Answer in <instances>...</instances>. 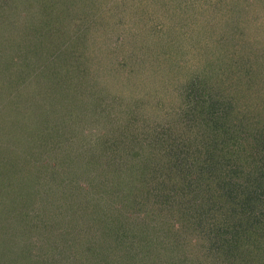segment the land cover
Returning a JSON list of instances; mask_svg holds the SVG:
<instances>
[{"label": "trees", "instance_id": "1", "mask_svg": "<svg viewBox=\"0 0 264 264\" xmlns=\"http://www.w3.org/2000/svg\"><path fill=\"white\" fill-rule=\"evenodd\" d=\"M79 1L82 2L56 0L49 11H45L47 6L41 3L34 27L46 24L55 29V24L59 23L60 29L65 31H61L63 40L68 33V19L73 16L70 6L78 11L75 4ZM233 2L239 3L238 0H231ZM251 2H255V9L257 1ZM25 3L26 0H0V32H11L14 13L18 7L24 9ZM235 10L232 6V11ZM83 11L87 13L86 8ZM237 12L239 17L248 19L240 10ZM221 17L232 18L228 14ZM234 23V28H241V31L236 33L235 39L230 38L227 48L217 46L216 54L213 50L210 52V49L201 48L203 53L197 59L204 62L205 72L200 73L197 65L196 71L202 79H198L196 71L188 73L189 63L173 58L168 45L169 50L166 47V50H160L166 52L165 61L171 64L168 66L163 61L166 69L144 67L143 63L149 62L144 57L154 53L148 47L141 49L138 57L130 52L122 58V67L127 68V74L117 73L116 78L124 82V91L129 90L130 96L135 93L133 90L136 87H128L127 81L147 80L148 76L144 74L150 70L153 71L152 76L156 75L154 71H161L157 74L164 78L168 77L167 73H182L184 79L193 75L190 84H197L193 82V78L197 77L203 90L193 96L198 103L194 104L193 110L187 108L180 112L178 126L175 123L168 124L169 127L164 125L161 133L155 132L157 138L153 144L143 141L142 144L152 147L153 151L156 146L159 147L152 153L144 152V159L152 156L164 165L165 170L171 162L177 168L170 174V182L167 178L164 186L158 182L149 187V204L147 206L145 201H141L139 209L135 207L137 201L135 203L134 199L141 193L140 187H134L129 175L137 176L143 168L139 172H136L138 167L131 172H128L130 169L125 170L126 163L118 154L127 146L124 136L117 133L113 137L117 139L121 135L120 144L112 137V143L106 145L98 136L92 142L84 140L86 134L82 135L81 130L71 138L69 130H76L80 118L74 121L72 112L71 116L65 113L64 116L54 117L53 112L48 113V108L41 110L40 98L43 94L48 95L49 91L54 92L55 88L57 96H60L61 83L56 86L48 81L41 86V81L48 77L46 72L51 71H43L40 63L28 62L31 55H39L38 51H32L30 55V45L23 50L22 46H12L0 36V264H65L62 261L65 252L69 253L71 260L74 258L76 261L80 257L83 264H111L109 256L118 259V264H204L202 256L209 260L208 264H264V49L261 50L258 44L261 39L258 41L259 38H256L260 32L258 29L262 28L259 26L248 34L242 31L245 28L241 25L237 26L240 22ZM80 34L82 37L85 33ZM118 35L115 34L113 42L117 46L115 50L121 55L126 53L127 48L121 44L124 38H118ZM92 41L98 40L94 38ZM217 43L220 45V42ZM110 44L111 39H108L104 49L91 50V45L82 48L84 52L78 60L88 68L91 76L97 71L95 67L108 59L111 49L106 46ZM34 57L40 61L45 59L43 54ZM58 66L54 62V69ZM136 67L144 78L135 77ZM29 74L32 79L25 80L24 77ZM61 74L58 81H62ZM98 76L94 75L95 78ZM153 78H148L143 88L146 89L147 84L151 88L154 84L155 88L159 86L162 90L161 78ZM26 81L35 86L31 89ZM73 96L70 94L67 97L76 101ZM75 106L69 103L68 108L71 111ZM50 108L53 109V106L50 105ZM177 109V112L180 111L181 106ZM171 110L169 107L168 123L172 121ZM98 115L96 112V122L102 119ZM216 119L220 120L219 123L215 122ZM67 120L68 130L64 126ZM203 131L206 137L202 136ZM186 133L191 135L193 142L200 139L195 142L194 151L184 137ZM194 133L198 138L193 136ZM130 135L133 139L134 135ZM52 137L61 138L52 146L51 142H47ZM125 139H130V136ZM165 142L175 143L178 147L176 145L173 150L165 148ZM58 145H66L73 152L72 156L66 154L64 157L62 150L57 152L54 148ZM161 145L168 156L161 153ZM93 150L109 157L96 160L98 155L90 156ZM127 152L129 154H125L130 157L129 149ZM51 162H60L63 166L57 168ZM78 172L88 175L89 181L85 185L84 181L82 184L77 182ZM176 175L181 178L180 185L174 181ZM92 187L101 190L97 198L88 197L86 201L85 190ZM78 188H83L84 193L77 191ZM175 188L179 191L173 192ZM105 196L109 199L107 203L111 210L98 211L100 216L94 224L99 223L101 230L96 237L95 225L80 222V214L88 210L86 204L91 201L98 203ZM124 196L127 205L121 207L120 204L117 208L115 205L122 202ZM65 198L68 204L66 210L63 206ZM49 199H59L63 203L51 207L46 204ZM154 202L156 207L153 208ZM36 208L44 213H39ZM32 217L35 219L30 222ZM40 228L44 229L42 235H39L40 231H34ZM195 257H200L198 262H193Z\"/></svg>", "mask_w": 264, "mask_h": 264}, {"label": "rangeland", "instance_id": "2", "mask_svg": "<svg viewBox=\"0 0 264 264\" xmlns=\"http://www.w3.org/2000/svg\"><path fill=\"white\" fill-rule=\"evenodd\" d=\"M251 1L252 0H238L239 3L234 4V2L231 3V0H82V2L79 1L77 4H75L78 6V11H76L74 7L70 6V14L73 16L68 19V33L67 36H65V38L62 40V30L60 29L59 23L55 24V29H52L46 24H44V26L40 25L39 27H34L36 23L35 21H37L39 18L37 12L41 10V3H44V5L47 6L44 8L45 11H49L51 10V4L56 2V0H26L24 9L18 7L17 12L14 13L15 17L13 18L14 23L11 25V32L1 31L0 36L1 39L6 38L8 43L12 46H22L23 50L25 49L23 47L30 45L28 49L30 50V55L32 51H38L39 55H31V57H28V62H33L36 64L40 63L44 68L42 69L43 71H51V73L45 71L48 77L41 81V86L48 81L54 82L57 84L56 86L61 83L60 96H57V88H55L54 92L49 91L48 95L44 96L43 94V97L40 98V104L42 103L41 110L48 108V113L53 112L55 114L54 117L57 115L64 116L65 113H70L71 116L72 112L73 115H75L74 121H79L80 118L81 120L79 124L76 125V130H69L71 138L74 135L76 136V132L78 130H81V134H86L87 136H84V140L87 139L89 142H92L95 140L96 136H98V139L104 141L106 145L107 143H112V137L115 136V134L120 133L122 136H124L123 141H125V143L128 142L127 146L125 147L126 151L123 149L125 151L123 152L121 149L118 154L119 157H121L126 163L125 170L130 169L128 172H131L134 171L136 167H138L136 172H139V169L143 168L141 173L137 174L138 179L135 174L133 176L129 175V179L132 181L134 187H136V189L140 187L139 193L141 191L140 194L135 196V203L137 201L135 207H138V203L141 201H145L148 206L151 198L148 195L150 192L149 187L153 185L155 186V184L158 182H161L164 186V184L167 183V178L168 181L171 178L170 174L175 171L177 165H175L174 162H171L168 170H165L164 165L160 163V161L154 160L152 156L149 157L150 159H144L146 156L144 152L149 154L157 151L159 147L156 146L153 151L152 147H145V145L142 143L144 140H148V142L145 144H153V141L157 138L155 137V132L158 134L159 132L161 133L164 129V125L169 127L168 124L175 123V125L178 126L181 120V117L179 116L180 112L187 108L193 110L194 104H198L195 102L193 96L199 92L201 93L203 90L201 89L202 86H200V81L198 83L196 80L197 77L193 78V82L197 84H193V86L190 84L192 83L190 80L193 75L187 79H184L182 73H167L168 77L166 76L164 78L161 77L160 74H157L161 71H154L156 75L152 76L153 71L150 70L146 73V75L144 74V76H148L146 77L147 80H153V77L157 79L161 78L163 85L162 90L159 88V86L158 88H155L154 84L151 85V88L148 87L147 84L148 88L146 87V89H144V83L147 82V80L144 79L141 82H137L132 79L127 81V86L133 88L136 87V89L133 90L135 93L130 96L131 93H129V90L126 92L124 91L126 87L124 82H120L118 78H116L117 73L123 72L124 74H127L125 72L127 68L122 67V58L128 55V53L130 54V52L136 53V56L138 57L140 55L137 54L141 52V49L144 50L146 47H148L154 53L156 52V54L153 53V55L150 57H144L146 60L149 59L148 63H143L144 67L149 66L153 69H166L167 66H164V63H166L168 66L171 64L165 61L167 54L163 51L166 49L169 50L170 48V53L173 58L175 57L176 60L179 59L181 62L189 63L190 67L188 73H192L191 70L196 71L197 66L200 67L201 70L199 71L202 73L205 72V66H203L204 62L197 59L200 54L203 53L201 48L204 50L205 48L210 49V52L213 50L215 54L218 50L216 48L217 46L227 48L230 38L232 37L235 39L236 33L241 31V28L240 30L234 28V21L240 22V24H237V26L241 25L242 28H245L242 31H247L248 34H251L255 28H259V26H261L262 29H258L260 32L258 31L259 33L257 34L256 38H259L258 41L261 39L260 43L258 44L260 49L263 50L264 0H255L257 1L255 9L253 8L255 2L253 3ZM240 5H242V9H240ZM232 6H235V11H232ZM85 8L87 13L83 11ZM239 10L242 12L241 14L248 17V19L239 17V15H237V11ZM232 12L235 13V15H233ZM224 14L230 15L232 18L221 17ZM232 20L233 22H231ZM116 24H118L117 28ZM63 29L67 30L66 28ZM81 32H84L86 35L82 34V37H80ZM106 34H109V36L107 37ZM115 34H119L117 36L118 38L119 36L121 39L124 38L121 41V44L125 45V48H127L126 53L119 55L118 51L115 50L117 48L113 42ZM247 37L248 35H246L245 38ZM94 38L98 41H92ZM108 39H111V44L106 47L110 48L111 50L108 55V59L105 58L103 62L99 63V66L95 67L97 71H95L93 74H99V78H95L94 75H90L88 68H85L83 63L80 62L78 58L80 54L84 52V49L82 48L85 47L86 49L91 45V50L96 48L104 49V44H106ZM217 42H220V45ZM132 47L133 50H131ZM122 49L124 50V48ZM122 49H120L121 52L123 51ZM161 49H163V51H160ZM41 54H43L45 59L41 61L37 60V58L35 59L34 56L39 57ZM60 57H63V59H60ZM14 58H16V55H14ZM60 60L61 62L58 63L57 61ZM54 62L59 64L57 67L58 69H54ZM112 67H114L115 70L112 69ZM82 69L85 71H82ZM57 70H59V72ZM135 70L137 72L135 77H138L139 79L144 78L143 75L138 72V67H136ZM104 71L106 73L103 74ZM199 71H196L198 73L195 75L198 76V79H202V77H200L201 74ZM60 74L62 81H58ZM30 75L31 74L24 77V79H32ZM27 83L28 86L30 85L31 89L35 86L34 83ZM37 86L38 85H36V87ZM70 94L74 95L73 97L77 98V100L70 101V99L67 97ZM196 97L197 99L201 98L199 96ZM52 103L57 105L58 108H56V106H54ZM69 103L76 105L71 111L68 108ZM168 103H170V105ZM59 104H61V106H59ZM158 104H160V106H158ZM50 105L53 106V109L50 108ZM178 106H181V109L177 112ZM169 107L172 108L171 123H168V118L170 116ZM96 112L99 114L98 117L102 118L98 122H96V119L94 118ZM166 112L168 113L166 114ZM219 121V119H216L215 122L219 123ZM190 122L196 123L194 120H190ZM64 126H66V129L68 130L67 127H69V120L66 121ZM195 128L196 124L194 125L193 129L195 130ZM130 134L134 135L133 139ZM121 135H118L117 139L113 137L116 139L115 142H118V144H120ZM129 136L130 139H125ZM193 136L198 138L196 133H194ZM202 136L206 137L204 131ZM184 137L187 138L190 149L194 151V145H196L195 142L198 143L200 139H198V142L196 140L193 142V140H190L192 138L191 135L187 133L184 135ZM59 139H57V137H52L48 139L47 142H51L53 146V142L56 143V141H59ZM176 145L177 144L175 143L165 142V148H171V150L176 148ZM197 145L202 148L200 144ZM58 146L60 147L59 149ZM58 146H55L54 149L57 152L62 150L63 154L61 153V155L65 157L66 154H71L72 156L73 152H70L66 145ZM97 147L98 145H96V148ZM127 148L129 149L130 157L125 154L128 153ZM160 148L163 150L161 153L168 156L162 145ZM93 155H98L96 160L100 161L109 157L108 154H101V151L94 152V150L91 152L90 156L93 157ZM87 156L89 155H83L82 157ZM168 162L169 161H167V163ZM52 164H55L57 168H61L63 166V164L60 162L58 164L53 162ZM151 169L154 171H150ZM87 178L88 175H85V173H77L76 179L78 183L82 184L84 181L83 185H85V183L89 181ZM155 180L157 181L154 182ZM174 181L178 182V185H180L181 178L176 175L174 176ZM77 182H75V186L78 185ZM134 187L131 188L133 192L135 191ZM159 189H163V187H160ZM76 190L82 194L84 193L83 188H78ZM100 190L101 189L95 187H92L89 190L86 189L85 191L87 192L84 195V198H86V201L89 199L88 197H91L92 199L97 198L98 192ZM168 190L169 187L165 189L163 195L166 194ZM172 190L173 192L179 191L178 188ZM101 193L102 191L100 194ZM137 196L138 198H136ZM58 200L59 199H49L46 204H49L51 207H55L63 203L59 202ZM108 200L109 199L105 196V198L99 199L98 203H93L91 201L90 204H86L85 206L88 207V210L80 214V222L82 221L83 224H94V222L98 221V217L100 216L98 211L103 212L105 210H111L109 204L107 203ZM63 201L65 203L63 206L66 210L68 206V204L66 205V198L63 199ZM126 202L127 199L126 196H124L122 202L115 206L117 208L120 207V204L121 207L126 206ZM154 204L155 202L153 203V208L155 206ZM35 210L39 213H44V211L40 210L39 208H36ZM135 214L138 213L136 212ZM34 219L35 218L32 217L30 222L34 221ZM134 223L135 222H133V224ZM94 225L96 227V234L95 232L94 234L97 237L101 227L99 226V223ZM34 231L38 233L40 231L39 235H42L44 229L40 228ZM132 252L133 251H131V253ZM44 254L48 255L46 253ZM68 256L69 253L67 252L62 255L64 258H62V261L65 264H83V259L80 257L74 261V258L71 260V258H68ZM67 258L69 261H67ZM199 258L195 257L193 262L195 260L198 262ZM201 258L204 264H208V259H205L203 256ZM109 260L111 261V264L118 262V259H114L113 256H109Z\"/></svg>", "mask_w": 264, "mask_h": 264}]
</instances>
